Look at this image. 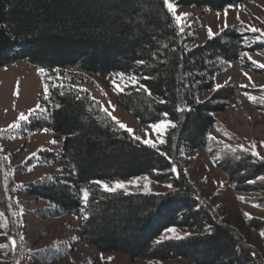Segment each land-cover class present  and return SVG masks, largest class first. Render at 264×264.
I'll return each mask as SVG.
<instances>
[{
    "label": "trees",
    "instance_id": "1",
    "mask_svg": "<svg viewBox=\"0 0 264 264\" xmlns=\"http://www.w3.org/2000/svg\"><path fill=\"white\" fill-rule=\"evenodd\" d=\"M245 1L175 3L220 12ZM247 40L232 25L196 44L191 28L177 24L164 0H0V67L24 61L44 68L40 77L48 108L19 120V127L0 128V212L12 224L17 213L12 190L20 189L49 203L48 214L79 217L82 238L100 252L150 261L194 257L198 264H264L262 254L199 195L180 163L185 151L205 144L215 115L234 96V87L216 88L214 77L255 49ZM114 73L133 78L115 92L122 108L142 123L174 125L155 148L121 129L88 92L74 87L92 75L103 80ZM43 129L51 130L55 143L12 168L1 142ZM41 160L63 165L34 181L14 182V171ZM229 164L224 168L231 177L248 182L264 176V162L250 156ZM141 176L171 187L142 193L105 191L94 183ZM81 189L89 192L87 203ZM252 190L264 194L262 188ZM172 227L195 233L162 239ZM6 240L0 236V245Z\"/></svg>",
    "mask_w": 264,
    "mask_h": 264
},
{
    "label": "rangeland",
    "instance_id": "2",
    "mask_svg": "<svg viewBox=\"0 0 264 264\" xmlns=\"http://www.w3.org/2000/svg\"><path fill=\"white\" fill-rule=\"evenodd\" d=\"M169 2L175 6L177 16L187 14L179 24L191 28L196 44L203 43L211 36L209 29L213 35L226 26L236 25L240 32L247 34V41L255 48L247 53L243 61L228 64L215 75V87H234V96L228 101L227 108L215 115L216 125L208 132L205 144L196 150L185 151L180 163L188 180L218 212L222 222L240 232L264 258V236L261 235L264 233V194L252 190L255 187L264 189V176L247 182L245 178L242 180L229 176L224 168L226 162L233 164L239 158L248 156L264 162V67H261L264 65V0H247L220 12L179 6L176 0ZM252 28L258 31L253 32ZM132 82V77L114 73L103 80L92 75L88 83L76 82L74 87L88 92L111 117L132 129L133 136L158 144L167 128L157 132L150 127L155 123L139 122L116 101L115 92ZM207 96L209 94L204 97ZM37 105L42 110H48L38 69L24 61H12L1 66L0 128L18 123L21 113L28 116L29 110L36 109ZM157 123L169 122L162 120ZM53 140L51 130L37 132L27 139L10 137L1 142V154L15 168L39 149L49 146ZM61 165L38 161L26 170L14 171V182L22 185L46 174L57 173ZM145 177L120 181L125 183V188L116 190L162 193L170 188L167 183H158ZM112 185L109 184L110 187ZM11 198L17 208L12 221L15 226L12 227L8 218L0 215V225L8 221L6 227H0V236L7 237L6 242L1 244L7 246L0 248L2 264H198L193 261L194 257L150 261L131 258L119 252H100L82 238L80 218L76 215L48 214L49 203L29 196L20 189L12 190ZM254 220L261 226H251ZM172 228L175 232L167 229L161 238L184 237L186 233H195L192 229ZM14 233L15 236H12ZM9 238L15 240V250Z\"/></svg>",
    "mask_w": 264,
    "mask_h": 264
},
{
    "label": "snow or ice",
    "instance_id": "3",
    "mask_svg": "<svg viewBox=\"0 0 264 264\" xmlns=\"http://www.w3.org/2000/svg\"><path fill=\"white\" fill-rule=\"evenodd\" d=\"M164 4L168 8V10L170 12H172L173 16L176 19L177 24H179L181 22V20L184 17L187 16L186 13L185 14H181L180 16H177L176 13H175V6L172 3H170L169 0H164ZM251 31L256 32V31H258V29L252 28ZM209 35H212L210 29H209ZM245 55H247V53H245ZM261 67H264V65H261ZM38 72L40 74H44L45 69L42 68V67L41 68H38ZM217 87H220V86L217 85ZM45 93H47V85L45 86ZM47 98H48L47 95H45V99H47ZM250 99H251V97H250ZM163 102L164 101H161V103H163ZM179 110H181V109L178 108V111ZM36 111H41L42 112L44 110L40 109L39 105H37L36 106V109H30L29 110L28 116L32 115ZM164 115L166 116L167 113H165ZM28 116H26L24 113H21L20 116H19V120L20 121H26L28 119ZM112 119L116 121V123L119 125V127L121 129H126L129 133L132 132V129L126 128V125H124L123 123H121L117 118L112 117ZM169 126L174 127V125L171 124L170 122L167 123V124L166 123H155V124L150 125V127L152 129H155L157 132H163ZM9 127L10 128L19 127V124L18 123H14L12 125H9ZM43 131H47V129H43ZM209 138L215 139L214 137H211V136ZM135 139L140 140L141 138L140 137H135ZM163 142H164L163 140L160 141V143H163ZM52 143H55V141H52ZM142 143H144V144H146V145H148L149 147H152V148H155L156 147V144L155 143H152L151 141H149L147 139L143 140ZM253 148H255V145H253ZM253 154L255 155L256 153L253 152ZM5 159H7V157H5ZM175 170H176L175 168L172 169V171H175ZM145 179H147V178L145 177ZM94 183L99 184L103 188V190H105V191H115L118 188H125V183L124 182H120V181L113 182V185L111 187L108 185V183L103 182V181H94ZM131 183H135V181H131ZM168 187H171V185H168ZM145 189H147V185H145ZM80 191H81V194H82V199L84 200L85 203H87V199H88V196H89L88 190L87 189H81ZM0 215H3V214H0ZM245 215L248 216L249 214L248 213H245ZM85 218H87V217H85ZM7 223H8V221L5 220L4 223L2 225H0V227H6L7 226ZM168 231L169 232H175V229L174 228H170V229H168ZM185 235L187 236L189 234L186 233ZM261 235L264 236V233H261ZM175 238L176 239H182L183 237L177 235ZM9 239H10V244H11L12 249L15 250V248H16V242H15V240L14 239H11V238H9ZM21 239H23V237H21ZM6 246L7 245H0V248L6 247Z\"/></svg>",
    "mask_w": 264,
    "mask_h": 264
}]
</instances>
